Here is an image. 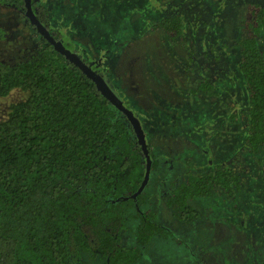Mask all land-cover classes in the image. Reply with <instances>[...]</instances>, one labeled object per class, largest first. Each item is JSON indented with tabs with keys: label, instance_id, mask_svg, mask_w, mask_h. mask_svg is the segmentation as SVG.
Returning a JSON list of instances; mask_svg holds the SVG:
<instances>
[{
	"label": "rangeland",
	"instance_id": "1",
	"mask_svg": "<svg viewBox=\"0 0 264 264\" xmlns=\"http://www.w3.org/2000/svg\"><path fill=\"white\" fill-rule=\"evenodd\" d=\"M41 1V0H40ZM264 0H43L65 46L110 77L141 120L158 165L144 189L157 220L171 232L155 236L137 264H264V150L244 151L248 129L245 79L239 69L246 4ZM183 21L177 38L157 28L162 17ZM24 14L0 4V61L29 59L42 44ZM102 47V48H101ZM259 47L264 51V33ZM99 48V50L97 49ZM202 80L217 95L194 93ZM27 93L0 98V120ZM220 164L238 170L234 198L217 192L192 201L199 217L175 218L166 206L187 174ZM131 227V224L129 225Z\"/></svg>",
	"mask_w": 264,
	"mask_h": 264
},
{
	"label": "trees",
	"instance_id": "2",
	"mask_svg": "<svg viewBox=\"0 0 264 264\" xmlns=\"http://www.w3.org/2000/svg\"><path fill=\"white\" fill-rule=\"evenodd\" d=\"M0 4L24 10V0ZM45 7L38 8L44 23ZM156 27L175 39L183 21L169 14ZM242 32L236 45L248 99L244 151L257 155L264 150L262 2L246 4ZM213 87L202 80L194 93L217 95ZM14 89L27 97L0 120V264H137L153 237L170 236L143 209L144 191L133 197L146 157L132 126L79 68L44 41L27 60L0 61V98ZM148 148L152 174L158 160ZM200 174H187L167 196L166 206L182 222L199 217L195 199L217 192L231 199L242 188L231 164Z\"/></svg>",
	"mask_w": 264,
	"mask_h": 264
},
{
	"label": "water",
	"instance_id": "3",
	"mask_svg": "<svg viewBox=\"0 0 264 264\" xmlns=\"http://www.w3.org/2000/svg\"><path fill=\"white\" fill-rule=\"evenodd\" d=\"M24 10L25 17L28 18L33 26H35L38 34H40V36L69 63L79 68L82 73L95 84L97 90L110 102V104L125 116V118L132 126L136 135L137 142L140 145L144 156L146 157V173L140 188L133 196L134 198H136L146 188L150 179L152 169L150 150L148 148L146 133L142 126L141 120L132 109L125 105L124 100L117 93L113 83L107 76H105L101 72L94 70L92 68V64L86 63L81 54L66 48L61 40L55 39V37L49 32L46 26L34 14L32 0H24Z\"/></svg>",
	"mask_w": 264,
	"mask_h": 264
},
{
	"label": "flooded vegetation",
	"instance_id": "4",
	"mask_svg": "<svg viewBox=\"0 0 264 264\" xmlns=\"http://www.w3.org/2000/svg\"><path fill=\"white\" fill-rule=\"evenodd\" d=\"M41 1H43V0H41ZM40 0H32V6H33V11H34V14L40 19V17H39V15H38V11H39V9L38 8H40L42 5H44L45 3L44 2H41ZM45 1V0H44ZM45 7V6H44ZM45 9H46V11H47V7H45ZM21 12L24 14V12H25V10H21ZM25 16V15H24ZM25 19H26V21H28V23H30V21L28 20V18H26L25 17ZM40 21H41V19H40ZM42 22V21H41ZM50 14H49V12H48V20H47V22L46 23H44V22H42L45 26H46V28L49 30V32L55 37V39H57V40H61L62 42H63V44L65 45V42H64V40H63V34L62 33H59L56 29H53L52 27H51V25H50ZM31 27H32V29L34 30V32L36 33V35L38 36V37H40V39H41V41H42V43L45 41L41 36H40V34H38V32L36 31V28H35V26H33L32 24L30 25ZM3 30V29H2ZM5 32V31H4ZM65 38H67L66 36H64ZM66 47V46H65ZM67 48V47H66ZM102 48V47H101ZM98 50H99V48H97ZM75 52H77V53H79V54H81L82 56H83V58H84V60H85V57H86V55H85V50H83L82 52L81 51H75ZM85 62L87 63V61L85 60ZM92 68L94 69V70H96V71H98V72H101V73H103L102 71H99V70H97V69H95V66H92ZM105 76H107L109 79H110V77L108 76V75H106L105 73H103ZM111 80V79H110ZM111 82H112V80H111ZM113 83V82H112ZM114 85V84H113ZM114 87H115V85H114ZM115 89H116V87H115ZM117 91V90H116ZM118 93V92H117ZM119 94V93H118ZM125 103V102H124ZM126 105V104H125ZM127 106V105H126ZM128 107V106H127Z\"/></svg>",
	"mask_w": 264,
	"mask_h": 264
}]
</instances>
